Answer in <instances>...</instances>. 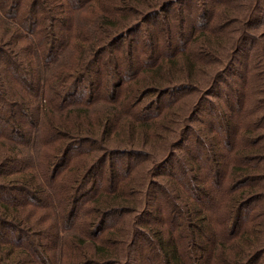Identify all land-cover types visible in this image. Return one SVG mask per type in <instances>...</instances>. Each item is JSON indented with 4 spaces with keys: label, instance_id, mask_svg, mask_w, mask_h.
Returning a JSON list of instances; mask_svg holds the SVG:
<instances>
[{
    "label": "trees",
    "instance_id": "1",
    "mask_svg": "<svg viewBox=\"0 0 264 264\" xmlns=\"http://www.w3.org/2000/svg\"><path fill=\"white\" fill-rule=\"evenodd\" d=\"M263 2L246 0L245 26L256 22ZM182 3L171 0L146 12L136 0H0V17L15 28L13 36L27 42L22 51L28 65H36L12 72V81L29 93L23 102L0 79V141L12 149L0 145V264H134L137 239L144 244V264H264V133H257L264 131V30L257 38L244 27L233 40L235 56L208 83L204 98L227 78L249 37L251 49L243 53L240 71L233 69L244 91L232 98L234 105L229 100L227 108L209 112L214 143L204 127L196 128L194 117L172 112L184 97L177 94L201 88L191 76L181 84L173 72L180 61L198 65L204 55L198 40L219 38L228 24H220V15L203 3L188 21L185 9H191ZM160 25L174 34L154 32ZM76 49L75 62L62 65ZM255 94L262 97L253 103ZM100 105L112 108L96 110ZM90 111L97 126L87 122ZM13 114L29 130L9 123ZM176 124L173 150L141 175L148 183H142L140 213L136 200L129 201L140 192L138 162L142 156L154 159L137 151L140 141L159 139L157 129L162 137L174 132ZM19 142L27 151L23 158L13 147ZM32 154L38 158L31 161ZM125 157L135 162L119 171ZM10 173L31 175L30 181L7 180ZM25 209L40 215L29 221L16 215H28ZM132 215L137 216L127 223ZM106 231L115 237L105 238ZM88 246L94 258L82 253Z\"/></svg>",
    "mask_w": 264,
    "mask_h": 264
},
{
    "label": "rangeland",
    "instance_id": "2",
    "mask_svg": "<svg viewBox=\"0 0 264 264\" xmlns=\"http://www.w3.org/2000/svg\"><path fill=\"white\" fill-rule=\"evenodd\" d=\"M229 3L232 2V5L234 6H228L225 5V3H223L222 5H220L219 7H216V5H214V0H186V3H182L181 6H183L182 8H186L188 6H186L187 4H189V9H185V15L188 17V21L192 20V18L196 17V13L198 12V8H201L200 5H203L205 7H208L209 10L213 9V11H216V13H218L220 16L219 18H222L220 20V24L224 23V25L228 24V27L226 29L225 34L222 32L221 36L219 38L216 37H212L210 35H205L204 38L201 40V38L198 40V45H200V43L202 42L203 46L202 48H199V50H202V54L203 57H201L198 65L192 63L190 60V64L189 66L183 64L182 61L178 62L179 66L178 69L174 70V75L176 76L177 79H179V81H183L181 84H187V82H189V76H191L192 78H196L200 81V91H198L197 93H191V92H184L182 94H177V96H184L181 100H179V106L175 109L172 110V112L175 113H179L181 115H186L188 116V119L191 117H194L193 121L194 124L196 125V128H205L206 132L209 133L208 137L211 136L215 141L214 143H217V138L214 134V132L212 133V130L214 127H216V125L214 123L210 122L209 125V112L213 111V110H223L224 108H227L226 104L227 101L232 100L235 96H237L241 92L244 91V84H240V86H237V75L236 72L233 71V69L235 68L237 71H240V66H239V61H242V55L243 53L249 52V50L251 49V43L249 40V37H246L245 41L243 42V45L245 46V48L243 50H241V52L239 54L236 55V63L234 65V68L230 71V73L227 75V78H225L223 81H221V83H219V85L216 87V91L215 94L212 97H206L204 98V96H206L205 94L208 92L206 91L209 86L208 83L211 82L212 79L215 78L214 75H217L219 72H222L223 69L226 68L227 64L229 63V61L227 59H231L232 56H235V50L237 48V46H234L233 44V40L234 37L237 36V34H240V31L244 29V27H249L248 32L251 34V37H257V38H261V35H258L259 33H261L264 30V2L262 3V6L259 8L258 13H256L257 15L255 16V20L256 22H252L251 26H256L252 29L250 25H246L245 26V21H243V17L246 15V0H228ZM171 2V0H160L157 3H154V0H136V3L138 4V7L141 8L143 11H154V10H158L159 7H161V5H165L167 3ZM198 3H200V5L198 6ZM203 3V4H202ZM184 4V5H183ZM244 4V5H243ZM160 5V6H159ZM189 10V11H188ZM67 13V12H66ZM100 13V12H98ZM253 13V12H252ZM252 13L250 14V19L253 18L254 16L252 15ZM174 16V14L171 15V17ZM176 18L178 17L175 14ZM78 17V16H77ZM81 19V25L85 26V27H89L86 25V23L84 22V20L82 18H78V20L80 21ZM137 19V16L134 20ZM173 19V17H172ZM249 19V20H250ZM248 20V18H247ZM248 20V21H249ZM194 21V20H193ZM197 21V19H196ZM259 21V22H258ZM247 22V21H246ZM173 25L178 27V21L173 20L172 21ZM263 23V25H259ZM260 26V27H259ZM185 28L187 27V25L184 26ZM190 27V25H189ZM152 29L154 30V32H156L157 30H159V32L163 33L162 31H165L168 34H174V30H169V29H164L162 28V26L160 25V28H154L152 27ZM15 28L13 26H11V24H8L7 22H5L1 17H0V50H4V54L0 55V79L3 80V82L5 83V91L8 93H11L12 96L14 94H17L19 96V99H21V101L23 102V98L24 101L26 100L25 98L28 97V91L21 85L18 84L17 82L12 81L14 79L13 73L14 70H17V66H22L24 69H30L31 67H35V61L33 60L34 63L30 64V66L28 65V55H26V52L24 53L22 51V47L25 46L27 44V42L21 39L16 38L15 36H13ZM187 32V30H186ZM252 32V33H251ZM12 35V36H11ZM258 35V36H257ZM14 37V38H12ZM262 42L261 44L264 45V37L261 39ZM197 43V42H196ZM239 48V47H238ZM77 51H79V49H76L74 52L72 53H67V56L65 57V59L63 60L62 65L66 64L68 66V64H71L73 62H75V56H77ZM1 53V52H0ZM229 59V60H230ZM32 60V59H31ZM225 60V61H224ZM21 65H20V64ZM264 65V63H263ZM263 69V73H264V67L262 66ZM33 72H36V68L33 70ZM224 72V71H223ZM256 73L254 75H256L258 73V70L255 71ZM35 76H38L37 74H32ZM167 79L170 81V83H174V81H172V79L169 78V75H167ZM188 79V80H187ZM264 79V77H263ZM215 82V80H214ZM150 86H148L147 88H149ZM147 88H145V90H147ZM262 89H264V87H261ZM11 91V92H10ZM22 92V93H19ZM146 92V91H145ZM262 96L255 94L252 102L256 103V101H258L259 99H261ZM16 98V96H15ZM14 98V99H15ZM29 98V97H28ZM155 97H148L144 102H149L151 100H153ZM19 105H22L21 103H19ZM26 105H28V103H26L24 105L25 108ZM234 105V102H233ZM102 107L104 108H112L110 105L106 106H97L96 110H100ZM29 111V114H32V108L29 109L27 108ZM213 109V110H212ZM26 110V109H25ZM24 110V111H25ZM201 112L199 113L198 112ZM22 111V112H24ZM103 112V110H102ZM260 116L264 115V104H262L261 108H260ZM90 115V119L87 120L91 121L97 126V124L95 123V117L93 116V112H89L88 113ZM194 114V116H193ZM15 114H13L12 116V121H10L9 123H12L14 125H16L15 123H13V121H15L16 123L18 122L20 125L23 124V128L24 130H29V126L28 124H26L24 118L23 120L21 119V116L18 114L17 116H19L20 118L18 120L15 119L14 117ZM103 117V116H102ZM15 119V120H14ZM203 121L202 124H199V121ZM253 118L251 120V122H253ZM185 120H183L184 122ZM191 122V123H193ZM180 124V123H179ZM179 124H176L172 130L170 132H166L165 136L169 137L170 139L165 140V136L162 137L161 133H160V129H157V134H159V139L157 140H153L152 137L150 136V139L152 141H149L147 143V140H144L143 142L140 141V145L138 146L139 148L137 149L138 152H140L141 154H145L147 156H153L154 159H150L148 161H144L145 159H147L145 156H142V158L139 159V167L136 170V182L137 184L140 185V189L138 192V195L135 197V199H131L129 201L133 202V200H136L134 203L136 205L137 202V206L139 208L138 212H142V207H143V200H144V192L145 189L144 187H142V183L147 184L148 182L144 181L141 177V175L143 173H146L149 169H152L155 167V163L160 161V159H162L163 157H165L167 154H169L170 151H172V144L174 142L173 138L175 136V134H177L178 128H179ZM193 124V125H194ZM246 124H250L249 121L246 122ZM171 128V127H170ZM257 133H264L263 130L258 131ZM114 134V133H113ZM112 134V135H113ZM202 135H205L204 132L202 133ZM257 135V134H255ZM44 137V135H42ZM206 136V135H205ZM42 137V138H43ZM254 137V136H252ZM257 137V136H255ZM141 137L139 135L135 136V139H140ZM155 141V142H154ZM7 147H9L11 149V145H9L7 142L4 141H0V145L3 144ZM20 143V144H19ZM17 144H12L15 152H17L16 154H20V158H23L26 156L27 151H25L24 147L22 146L23 144L21 142H19ZM21 149V150H20ZM123 149H128L130 150L131 147L128 148H123ZM12 150V149H11ZM31 152V151H30ZM180 152V151H179ZM96 154V153H95ZM99 154V153H98ZM34 158H38L37 156L34 157L32 154L31 157V161L34 160ZM40 158L43 160L44 156L42 153H40ZM136 162H137V157L135 158ZM129 159V158H123L120 161V170L124 172L125 168L132 162H135V160L133 159ZM30 161V162H31ZM142 162V163H141ZM18 166H15V168H11L9 170L10 171H14ZM119 169V167H118ZM16 171V170H15ZM8 172V173H9ZM100 173H102V170H100ZM99 173V174H100ZM98 174V175H99ZM31 175H19L17 176L16 173H10L7 174V180H12V178L17 177L19 179H24V180H29ZM6 177V176H5ZM4 177V178H5ZM33 177V176H32ZM152 180H156V182L161 183L162 185L166 186L168 185L167 183L168 180L166 178H163L162 176L160 177H150ZM163 178V179H161ZM143 180V181H142ZM30 181V180H29ZM135 182V184H136ZM32 183V182H30ZM33 184V183H32ZM13 192V191H11ZM11 194V193H10ZM171 194V193H169ZM154 195V192H153ZM172 195V194H171ZM122 201H125L128 205L130 206H134V204H132L131 202L127 201V198H123L121 199ZM9 205H12L9 202ZM103 206V204L101 205ZM135 207V206H134ZM12 208V207H11ZM21 211V210H20ZM28 215L26 214H17L16 215H20V216H27V221L32 220L34 218H36L38 215H40L39 213L35 214V211H32L30 209H25L24 210ZM1 212V209H0ZM10 213L12 214L13 211L10 210ZM137 215H132L131 217L127 218V223L128 221L131 219H134V217ZM42 224V223H41ZM49 224V220L43 225V226H47ZM108 231V230H107ZM105 232V238H114L115 237V233L111 232ZM70 235V234H69ZM72 235V233H71ZM71 237V236H69ZM72 238V237H71ZM97 240H99V238H97ZM88 243H91V241L88 240ZM206 244L209 246V239L206 241ZM212 247V244H211ZM136 251L133 255V260L132 262H134V264H144V244L142 241H140L139 239H137V244L135 246ZM86 252L87 254H89L90 256H93L94 258V248L92 246H88L85 249H82V253ZM53 252V250H52ZM208 257V255H206ZM80 262H81V257L79 258Z\"/></svg>",
    "mask_w": 264,
    "mask_h": 264
}]
</instances>
